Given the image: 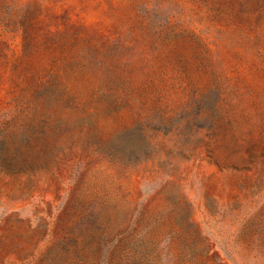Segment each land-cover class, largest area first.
Listing matches in <instances>:
<instances>
[{"label": "rangeland", "instance_id": "1", "mask_svg": "<svg viewBox=\"0 0 264 264\" xmlns=\"http://www.w3.org/2000/svg\"><path fill=\"white\" fill-rule=\"evenodd\" d=\"M0 264H264V0H0Z\"/></svg>", "mask_w": 264, "mask_h": 264}]
</instances>
